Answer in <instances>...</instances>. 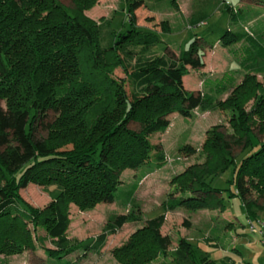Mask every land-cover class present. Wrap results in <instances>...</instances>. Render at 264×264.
<instances>
[{
	"label": "trees",
	"instance_id": "1",
	"mask_svg": "<svg viewBox=\"0 0 264 264\" xmlns=\"http://www.w3.org/2000/svg\"><path fill=\"white\" fill-rule=\"evenodd\" d=\"M97 1L71 0L66 7L58 0H0V101L5 102V109L0 108V253L30 246L31 224L42 228L55 246L45 250L49 258L71 254L75 249L66 238L69 205L86 209L112 204L124 170H137L151 158L164 164L161 145L152 144L151 138L168 129V116L189 118L203 103L200 94L183 85L187 69L204 65L202 38L193 39L177 58L151 55L149 49L159 38L137 27L136 11L144 0H125L129 28L103 46L102 26L85 15ZM237 38L228 32L221 36L226 44ZM251 42L256 53L249 69L264 72V47L259 40ZM117 69L124 78L114 76ZM259 88L247 74L224 104L233 112L230 131L215 126L206 133L204 162L171 179L174 192L166 209L223 208V190L213 188L208 178L232 168L229 183L234 191L229 196L241 200L248 220H258L252 208L264 207L252 197L264 199V90L258 93ZM251 98L255 102L246 111ZM48 111L56 117L46 136L38 137ZM234 149L239 150L237 156ZM180 151L195 154L189 145ZM239 153L245 154L237 160ZM29 184L54 187L41 211L19 197L18 191ZM129 216L109 220L83 246L85 251L99 252ZM163 223V215L145 221L124 248L115 251L119 261L144 264L164 253L170 239L161 233ZM135 248L140 255L132 261L128 257ZM194 249L180 240L177 251L188 257ZM212 262L201 257L199 264Z\"/></svg>",
	"mask_w": 264,
	"mask_h": 264
},
{
	"label": "rangeland",
	"instance_id": "2",
	"mask_svg": "<svg viewBox=\"0 0 264 264\" xmlns=\"http://www.w3.org/2000/svg\"><path fill=\"white\" fill-rule=\"evenodd\" d=\"M58 1L66 7L71 5V0ZM85 15L102 26L103 46L129 28L125 0L107 3L98 0ZM136 15L139 30L154 32L159 38V44L149 49L151 55L166 53L177 58L193 39L202 38L204 65L200 69H187L183 77L184 88L202 96L201 107L193 110L189 118L176 113L168 116V129L151 138L152 144L161 145L164 164L157 165L151 158L137 170H124L112 204H96L86 209L69 205L66 238L68 246L75 249L71 254L60 260L49 258L45 250H55V246L46 239L42 228L34 229L29 224L32 244L16 248L10 254L0 253V264H123L115 251L123 249L132 235L143 228L145 221L160 215L164 216L161 233L170 239V245L164 253L156 254L144 264H199L201 257L211 258V264H264L259 238L247 229L248 218L241 200L229 196V191H234L229 183L232 168L208 178L213 188L223 190V208L198 211L165 208L168 196L174 192L171 179L187 167L204 162L201 148L206 133L215 126L230 131L233 112L224 104L236 95L235 90L245 76L248 74L260 86L258 93L264 90V72L254 73L249 69L256 53L251 40L261 41L264 47V0H144V7L138 9ZM100 18L103 22H99ZM225 32L238 37L237 41L226 44L221 39ZM114 76L124 78L120 69ZM254 102V98L249 99L245 110L248 111ZM0 108L5 109L4 101H0ZM55 117L54 112H46L38 127V137L46 136ZM185 145L194 148L195 154L185 156L181 153ZM238 152V149L233 150L236 156ZM243 154L239 153L237 160ZM53 189L52 186L29 184L18 194L23 203L41 211L50 202L48 192ZM252 200L258 207H264L263 198L253 194ZM252 211L258 220L264 221V209L254 207ZM121 214H130L129 220L108 237L103 248L99 252L85 251L83 246L99 235L109 220ZM42 238L45 240L40 244ZM180 240L195 246L193 256L178 253ZM138 252V248L133 249L128 258L135 261V255H140Z\"/></svg>",
	"mask_w": 264,
	"mask_h": 264
},
{
	"label": "built area",
	"instance_id": "3",
	"mask_svg": "<svg viewBox=\"0 0 264 264\" xmlns=\"http://www.w3.org/2000/svg\"><path fill=\"white\" fill-rule=\"evenodd\" d=\"M247 229L250 234L259 238V242L264 252V221L263 220L262 221L261 220H257V221L248 220Z\"/></svg>",
	"mask_w": 264,
	"mask_h": 264
},
{
	"label": "crops",
	"instance_id": "4",
	"mask_svg": "<svg viewBox=\"0 0 264 264\" xmlns=\"http://www.w3.org/2000/svg\"><path fill=\"white\" fill-rule=\"evenodd\" d=\"M101 1H103L104 3H107V1H109V0H101Z\"/></svg>",
	"mask_w": 264,
	"mask_h": 264
}]
</instances>
